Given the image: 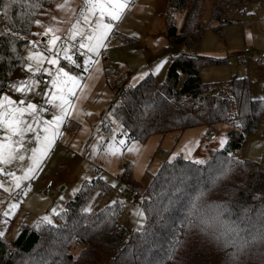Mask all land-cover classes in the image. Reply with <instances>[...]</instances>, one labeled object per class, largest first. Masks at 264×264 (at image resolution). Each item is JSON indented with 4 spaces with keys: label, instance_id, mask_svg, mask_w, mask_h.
Segmentation results:
<instances>
[{
    "label": "trees",
    "instance_id": "obj_1",
    "mask_svg": "<svg viewBox=\"0 0 264 264\" xmlns=\"http://www.w3.org/2000/svg\"><path fill=\"white\" fill-rule=\"evenodd\" d=\"M257 1L168 0L165 49L171 59L164 79L149 72L117 91L110 106L132 139L145 141L154 133L198 125L213 132L231 122L226 145L209 148L203 159L179 155L165 160L145 185L125 163L119 177L142 193L145 214L143 227L132 234L120 222L124 202L113 197L103 171L86 178L54 221H24L12 241L0 236V264H264V154L261 161L235 154L245 134L264 119V98L252 96L247 76L205 82L202 67L224 63L227 56L200 50L208 28L202 19L205 4L219 20L226 14L224 6L242 8ZM59 3L0 0V98L16 69L28 63L36 21L50 13L48 20ZM178 11L184 16L181 25L174 20ZM223 27L213 26L224 41ZM118 38L122 46L138 42L124 33ZM172 44L182 49L172 53Z\"/></svg>",
    "mask_w": 264,
    "mask_h": 264
},
{
    "label": "rangeland",
    "instance_id": "obj_2",
    "mask_svg": "<svg viewBox=\"0 0 264 264\" xmlns=\"http://www.w3.org/2000/svg\"><path fill=\"white\" fill-rule=\"evenodd\" d=\"M262 3L259 0L253 5L259 15L247 17L246 23H249L245 28L236 26L243 25L239 21L231 24L232 26L225 27L223 30L224 41L219 38L213 28L214 25H211L209 21L213 16L212 12L207 8V5H210L205 4L203 6L202 19L208 26L206 30L213 32L224 44L232 45L231 41H235L233 46H231L230 54L226 55V62L202 67L201 76L205 82L226 83L236 76H248L250 90L255 95L254 97L264 98V62L257 64L251 59L243 62L237 55V51L246 44L251 48V57L253 52L259 54L264 51V9H258ZM127 10L128 14L124 15ZM132 11L133 14H131ZM160 12L166 15L169 14L167 0H131L121 19L111 21L113 28L108 37L115 30L117 32L115 38L111 43H108L107 38L104 41L105 46L99 48L98 53L84 55L83 53L86 50H81L73 54L74 49L69 47V55H73V59L77 65H80L79 67L63 59L57 66L44 64V67L52 69L53 75H48L50 78L49 83L43 82V73L36 76V80L40 81L36 92L40 93V95L29 93L27 98H25L11 87L20 81L28 80L32 72L36 71V62L28 60L27 65H32L31 72H29L27 65L16 69L0 100H3L4 97H9L11 100L17 101L18 104L19 100L26 99L25 107L29 101L38 106H47L44 104L47 97L43 93L51 94L57 91L51 84L56 67L65 68L70 75L78 77V80L76 81V86L71 83L67 85V87L72 88L75 94L68 95L65 93L70 105L68 106V114L65 116V121L60 125V134L54 138V142L48 147L47 154L41 157L39 167L32 174L33 178L21 181V184L22 182L31 181L34 183L32 193L24 198L13 196V191L18 189L14 186V179L9 177V181H6L0 176V183H3L2 188L4 190L7 189V191L5 190V195L3 197L0 196V232H3V236L7 240L12 241L14 239L19 226L24 221L33 223L37 219L44 220L45 217H48L50 221H54L55 213L63 208L67 199L74 196V193L80 188L81 182L92 176L95 166L100 168L99 174L103 171L104 179L113 186L111 191L113 197L119 198L124 202L120 216L121 224L127 229L131 227L140 229L145 223V214L142 209L143 195L140 192L139 196H134V189L128 187L120 179L119 176L125 169V163L129 162L132 164L133 176L145 185L163 161L172 160L179 155H183L186 158H195L196 156V158H199L200 154L203 156L206 143L215 141L216 136L209 137L208 140L206 125L186 128L182 132H171L166 134V136L154 133L145 141L132 139L129 137V132L115 121L111 115L110 106L116 101L117 91L122 87L118 84L115 85L117 70L131 73V77L129 76V79L124 82L122 81L126 76L123 77L121 75L123 78L120 76L121 79L118 82L121 81L122 85L136 84L148 70H152L158 80H163L165 77L171 55L165 52V49L163 52H157L154 46L156 38L151 34L145 36L151 18L159 16ZM54 14L44 21L50 15L49 13L45 18L42 17L39 20L40 23L35 24L30 37L31 41H39V44H44V41L51 39L53 33H49L47 37L36 34L45 32L49 27L54 28L52 24ZM183 18V13L175 12L174 20L179 25H181ZM108 19V17H105L106 22ZM129 22L131 26H129ZM215 24L217 25V23ZM126 27L129 29V33L138 39V42L135 46L125 45L119 47V32ZM54 34L59 35V32ZM163 37L165 39L166 36ZM167 43L168 40L165 44ZM208 44L210 46L214 42L209 41L208 43L207 40V48ZM105 49L109 52V56L106 59L102 58V52ZM181 49L182 46L172 44V53H177ZM32 52H43L46 56L52 54L46 52L45 48L38 49L37 46L33 47L30 43L26 50V56L28 57ZM88 56L92 57V63L89 65L91 71L84 76L81 67L85 66ZM157 67H159L158 71ZM62 79L66 80L67 78L64 77ZM29 82L31 83V81ZM60 87H65V85L61 84ZM5 103L7 102L5 101ZM51 115V111L48 114L43 112L40 114V118L42 120H50ZM105 116L111 119V122L110 125L101 128L99 122ZM26 118L28 117L26 116ZM218 126H222V130H220L217 140L220 143L222 141L224 143L227 137L225 130L232 128L233 123H220ZM263 130L264 119L260 121L257 130L246 133L243 145L237 152L240 157L261 161L264 154V139L260 137V132ZM31 135V133L28 134V136ZM47 135L51 136V130ZM92 140L95 142V146L90 148ZM120 141H124V143L121 144L119 143ZM39 146L36 142L29 144L31 148H39ZM198 148V151H202V153L195 155ZM29 156L30 154H25L24 161L14 162L13 165L7 166L8 169L14 171L16 176H22L27 167L32 164ZM78 174H81V176L76 180ZM50 178H53L54 185L45 194V186ZM62 181H65V183ZM1 191L0 189V194ZM13 204L16 207H10ZM5 211L9 213L8 216L3 215ZM138 213H142V215H138ZM78 250L79 247H76L74 253H77Z\"/></svg>",
    "mask_w": 264,
    "mask_h": 264
},
{
    "label": "snow or ice",
    "instance_id": "obj_3",
    "mask_svg": "<svg viewBox=\"0 0 264 264\" xmlns=\"http://www.w3.org/2000/svg\"><path fill=\"white\" fill-rule=\"evenodd\" d=\"M12 2L16 3L17 0H12ZM130 2L131 0H81V10L76 15V22L65 30L63 36L55 35L54 33L60 30L52 27H49L43 33H37L36 35L45 37L49 33H53L51 39L44 41L45 51L52 54L46 56L43 52L30 53L27 60L36 62V71L32 72L28 80L12 85L13 90L21 93L25 98L29 93L40 95L36 92L40 83L36 80V76L40 73L53 75L51 68L44 67L45 63L57 66L63 59L79 67L80 65L76 64L73 55H69V47L74 49L73 54L81 50H86L83 53L84 55L98 53L99 48L105 46L104 41L113 28L111 21L120 20ZM67 3L68 0H65V4ZM65 4L58 5V7L64 8ZM34 7H39V4H35ZM105 17L109 18L107 22ZM36 23H40V21H36ZM29 43L36 47L40 42L30 41ZM91 63L92 57L88 56L85 61V70ZM27 67L31 72L32 65L28 64ZM158 70L159 67H157ZM64 77L67 79H62ZM77 80L78 77L70 75L65 68L56 67L51 84L57 91L51 94L43 93L47 97L44 104L50 106V108L38 106L30 101L27 102L25 107L26 99L19 100L18 104L17 101H13L9 97L0 100V176L12 177L15 188L20 189L21 181L33 178L32 174L39 167L41 157L47 154L48 147L54 142V138L60 134V125L64 123L70 105L65 93L68 95L75 94L72 88L67 87V85L71 83L76 86ZM61 84L65 87H60ZM49 110L52 112L51 119L42 120L40 114ZM50 130L51 136L47 135ZM29 133L32 135L28 136ZM33 142L38 143L39 148L29 147V144ZM119 143L123 144L124 141ZM25 154H30L29 159L32 160V164L27 167L22 176H16L15 172L10 171L7 166L13 165L17 161H24ZM0 187H3V183H0ZM5 190L7 191V189ZM10 207L14 208L16 205L13 204ZM3 215L8 216L9 213L5 211ZM138 215H142V213H138ZM44 220L51 223L48 217H45ZM0 236H3V232H0Z\"/></svg>",
    "mask_w": 264,
    "mask_h": 264
},
{
    "label": "crops",
    "instance_id": "obj_4",
    "mask_svg": "<svg viewBox=\"0 0 264 264\" xmlns=\"http://www.w3.org/2000/svg\"><path fill=\"white\" fill-rule=\"evenodd\" d=\"M262 1V0H261ZM263 3V5H264V1H262ZM255 3H257V2H255ZM61 4H65V0H61V2H60V5ZM167 7H168V9H169V2H168V0H167ZM207 8L209 9V11L210 12H212V7L211 6H208L207 5ZM262 9V8H261ZM264 9V8H263ZM81 10V0H68V3L67 4H65V7L64 8H60V7H58L57 8V10H56V12H55V14H54V16L53 17H55V19H53V21H52V24H53V27L54 28H58L60 31H59V34H60V32H62L63 30H66V29H68V28H70L71 27V25L74 23V22H76V15L79 13V11ZM182 13V12H181ZM128 14V10L126 11V13L124 14V15H127ZM131 14H133V11L131 12ZM212 14V13H211ZM124 15H123V17H124ZM255 15H259V12L257 11L256 12V14ZM167 17H168V15H166V14H163V13H161L160 12V15L159 16H153L152 18H151V20H150V22H149V25H148V27H147V30H146V32H145V36H148V34H151L152 36H154L155 38H156V41H155V48L157 49V52L158 51H161V52H163L164 51V49H165V46L166 45H168V43L167 44H165L166 42H167V40H168V37H167ZM183 22V21H182ZM248 23L249 22H247V23H245V25H242V26H240V25H236V26H238V27H240V28H245L247 25H248ZM233 24V23H232ZM226 25V26H225ZM225 25H223L224 27H223V29L222 30H224V28L225 27H228V26H232L231 24H225ZM129 26H131V24H130V22H129ZM130 31H129V29H127V27L125 28V29H123V31H121V32H119V34H122V33H124V34H128V35H130V36H133L131 33H129ZM163 36H166L165 37V39H164V37ZM207 36H208V38H207ZM134 37V36H133ZM207 40H208V43H209V41H212V42H214V44L212 45V44H210V46H209V44H208V48H207ZM120 41V40H119ZM231 41V40H230ZM233 44H234V40L233 41H231ZM137 44V43H136ZM136 44H133V45H127V46H135ZM233 44L232 45H229L228 43L227 44H224L218 37H216L215 35H214V33L213 32H211V31H209V30H206L205 32H204V35H203V38H202V40H201V45H200V50L202 51V52H204V53H206V54H210V55H218V56H226L227 54H230V49L232 48L231 46H233ZM120 45V44H119ZM248 44H246L245 46H247ZM125 46V45H124ZM245 46H243V47H241L238 51H237V55H238V58H239V55H240V53L242 52V50L244 49V47ZM119 47H123L122 45H120ZM165 52H168L166 49H165ZM169 53V52H168ZM253 54V56L254 55H256L254 52L252 53ZM252 60V59H251ZM170 62V61H169ZM167 69V68H166ZM113 70V69H112ZM149 72H152L153 73V71L152 70H148L147 71V73H145V75L146 74H148ZM42 75H47V74H42ZM123 77H125V79L122 81V82H124V81H127L128 79H129V76L131 77V73L129 72H121V71H118L117 70V72H116V76H115V84H118V85H121L122 87L123 86H125V85H122V82L121 81H119L118 82V80H120L121 79V77L122 76ZM144 75V76H145ZM48 76V75H47ZM121 76V77H120ZM122 77V78H123ZM248 77V76H247ZM44 82V81H43ZM50 82V80L48 81V82H44V83H49ZM121 87V88H122ZM252 93V92H251ZM252 96H255V95H253L252 94ZM260 98H263V97H260ZM222 127V126H221ZM221 127H219V126H217V127H215L214 129H212V131H213V137H215L216 139H215V141H212V142H207L206 143V146H205V151H204V153H203V156L200 154V156H198L199 158H197V159H203V158H205L206 156H207V152H208V149L209 148H222V147H224L225 145H226V143H227V141H228V130L230 129V128H228L227 130H225V132H226V140L224 141V143H220V141L219 140H217V138H218V136H219V132H220V130H222V128ZM209 129L207 128V130L206 131H208ZM246 135V134H245ZM164 136H166V135H164ZM245 139V138H244ZM244 142V141H243ZM242 145H243V143H242ZM242 145H241V147H242ZM241 147H240V149H241ZM200 148V147H199ZM199 148L197 149V151L195 152V155L196 154H199V153H202V151L201 152H199L198 150H199ZM240 149H238V150H236V152H235V154L237 155V156H239L238 154H237V152L240 150ZM52 151H53V149H52ZM197 157V156H196ZM195 157V158H196ZM201 157V158H200ZM240 157V156H239ZM241 158H248V157H241ZM251 159V158H250ZM255 160V159H254ZM46 161H47V159H46ZM160 167V166H159ZM81 176V174H78V176L76 177V180H78L79 179V177ZM13 179V178H12ZM85 180V179H84ZM83 180V181H84ZM82 181V182H83ZM62 182H64L65 183V181H62ZM82 182H81V184H82ZM22 183H24V182H22ZM81 186V185H80ZM79 186V187H80ZM77 192V191H76ZM45 194H47V193H45ZM76 193H74V195H75ZM140 195V194H139ZM139 195H134V196H139ZM71 199V198H70ZM69 199H67L66 200V202L68 201ZM66 202H65V204H66ZM65 206V205H64ZM63 206V207H64ZM58 212V211H57ZM56 212V213H57ZM55 213V214H56Z\"/></svg>",
    "mask_w": 264,
    "mask_h": 264
},
{
    "label": "built area",
    "instance_id": "obj_5",
    "mask_svg": "<svg viewBox=\"0 0 264 264\" xmlns=\"http://www.w3.org/2000/svg\"><path fill=\"white\" fill-rule=\"evenodd\" d=\"M258 2V1H257ZM255 4V2H249L247 3L244 7L242 8H233L231 5H226L224 6L225 9V13L219 20H216L212 18L209 20L211 25H216L215 23H220L222 25L226 24V19H233L236 21L241 22L243 25H245L246 23V18L250 17V16H254L257 12V9H255L253 7V5ZM263 9L264 5L260 4V6L258 7V9ZM1 17V15H0ZM65 33V30H63L62 32H60L59 35L63 36ZM117 32L114 30L108 37V43H111L112 40L115 38ZM79 39V38H78ZM60 43V42H58ZM38 49H43L45 48V44H38L37 46ZM250 52H251V48L247 45L244 47V49L242 50V52L239 55V59L243 62H247L249 59H252L254 62H256L257 64H261L264 62V51H261L259 54H256L254 56H250ZM109 56V52L105 49L102 52V58L106 59ZM81 70L84 72V76L88 75L91 71L90 66H87V70H85V66L81 67ZM42 80L44 82H48L50 80V78L47 75H42ZM49 107L50 106H46ZM51 110L45 112V114H48ZM111 122V119H109L108 117H104L102 120H100L99 122V126L101 128H105L106 126H108ZM209 137H213V132H207V138L209 140ZM260 137L264 139V130L260 132ZM95 146V142L92 140L90 143V148ZM99 170L100 168L98 166H95V170L92 174V176H96L99 174ZM3 180L9 181V177L6 176H1ZM54 185V180L53 178L48 179L46 186H45V193H48L50 191V189L52 188V186ZM34 190V183L31 182H24L21 184V188L17 189L15 191H13V196L15 195L17 198H24L26 195H29L32 193V191ZM6 191L3 189L1 191L0 196L3 197L5 195ZM140 192L138 191H134V195H139ZM135 228L131 227L130 229H127V234H132L135 232Z\"/></svg>",
    "mask_w": 264,
    "mask_h": 264
},
{
    "label": "bare ground",
    "instance_id": "obj_6",
    "mask_svg": "<svg viewBox=\"0 0 264 264\" xmlns=\"http://www.w3.org/2000/svg\"><path fill=\"white\" fill-rule=\"evenodd\" d=\"M174 15V14H173Z\"/></svg>",
    "mask_w": 264,
    "mask_h": 264
}]
</instances>
